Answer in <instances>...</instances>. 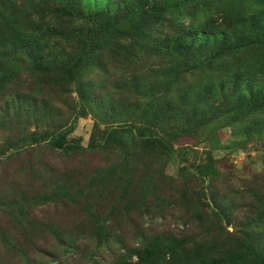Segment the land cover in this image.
I'll return each instance as SVG.
<instances>
[{"label":"trees","instance_id":"obj_1","mask_svg":"<svg viewBox=\"0 0 264 264\" xmlns=\"http://www.w3.org/2000/svg\"><path fill=\"white\" fill-rule=\"evenodd\" d=\"M88 111L107 128L84 147ZM225 126L264 134V0H0V211L58 239L39 257L3 231L0 264H80L91 238L92 264L115 247L110 264H264L262 178L221 186L214 159L166 174L181 137L221 145ZM46 204L87 226L60 231ZM171 206L181 229L134 223Z\"/></svg>","mask_w":264,"mask_h":264},{"label":"rangeland","instance_id":"obj_2","mask_svg":"<svg viewBox=\"0 0 264 264\" xmlns=\"http://www.w3.org/2000/svg\"><path fill=\"white\" fill-rule=\"evenodd\" d=\"M74 96L77 98V94H74ZM89 112L90 111L79 117L74 131L69 135L70 139L76 140L84 147H88L92 140L96 141L103 138L104 130L107 128L106 124H103L100 119H97ZM3 134L4 133H1L0 130L1 145L5 143ZM217 137L221 140V145H215L217 143L214 142L213 139H206L205 137H197L195 135H185L181 137L179 141L176 142L178 152L171 156L166 166V174L176 178L179 176L183 166H187L194 172L196 166L205 164L214 159L216 160L217 169L223 173V177L220 179L221 186H224L223 180L225 179H228L229 182L234 183L239 188L243 187L242 184L249 178L248 182H252L254 179L253 177H255V179L259 178L260 180L262 178L264 180V134H253L251 136L241 134L236 136L233 133L232 126H225L218 130L216 139ZM1 159H3V156L0 155V162ZM1 190L0 188V191ZM14 193L15 191L10 195L12 196ZM15 196H17V194H15ZM18 196L23 197V195L19 193ZM72 203V201H67L64 205L66 206V204ZM249 207V205L239 206L232 216V221L234 223L243 221L246 214L249 213ZM64 209L65 207L62 208L60 205L57 207L56 204H46L38 207L36 211L38 213L37 215L44 217V220L48 223H55V228H58L60 231H75L77 234L80 233L86 225L84 223L81 224L83 220L81 209L78 211L71 208ZM154 213L152 208H146L144 215L137 218L134 223H144L145 226L152 225L160 227L161 225V227L166 230L177 227L180 229L183 228L173 206H171L170 210L165 212L164 215L160 216ZM0 226H2V229H0V245L3 243V231L12 234L19 243H21V241H27V230L17 227L14 220L7 217L6 211H0ZM232 228L233 227H231V229ZM129 231L131 232L128 234L129 236L135 232L133 229H129ZM87 232L88 230L86 227L85 233L82 236L83 243L86 242L85 237L89 236L86 235ZM33 236L37 245L40 246L38 248L40 252H37L39 257L52 254L55 247L58 246V239L50 230L48 232L34 234ZM33 236L29 234L30 238L28 240H31ZM91 240L90 243L86 242L83 244L84 246H82V248L85 249V258L80 261V264H92L94 260L92 251L86 247L87 244H90L89 247L95 244L92 238ZM130 243L133 244V242ZM131 244H129V246ZM114 251H118L116 247L99 253V256L103 259L99 257L101 260L100 263L110 264L112 256H114L111 253ZM63 258L66 263L72 262L70 258ZM104 260L108 261L105 263Z\"/></svg>","mask_w":264,"mask_h":264}]
</instances>
